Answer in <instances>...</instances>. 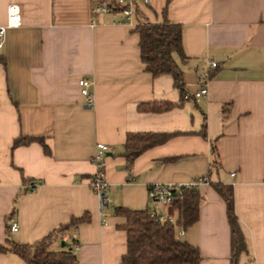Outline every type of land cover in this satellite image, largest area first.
<instances>
[{
    "label": "crops",
    "instance_id": "obj_1",
    "mask_svg": "<svg viewBox=\"0 0 264 264\" xmlns=\"http://www.w3.org/2000/svg\"><path fill=\"white\" fill-rule=\"evenodd\" d=\"M105 1L0 0V25L11 4L22 12L0 50V245L35 244L89 214L65 239L78 264H120L127 235L115 209L146 211L150 185L206 177L199 220L176 237L199 248V264H231L227 205L214 185L233 186L248 245L238 264H264V0H138L135 26L113 9L96 12ZM166 21L183 27L186 59H175L186 93L207 87L208 96L183 102L171 75L145 70L136 27ZM81 78L93 83L91 106ZM166 102L177 106L141 109ZM130 134L171 137L129 162ZM18 138H41L50 154L39 142L13 148ZM97 144L109 147L104 211L91 188ZM0 264L26 263L5 253Z\"/></svg>",
    "mask_w": 264,
    "mask_h": 264
},
{
    "label": "trees",
    "instance_id": "obj_2",
    "mask_svg": "<svg viewBox=\"0 0 264 264\" xmlns=\"http://www.w3.org/2000/svg\"><path fill=\"white\" fill-rule=\"evenodd\" d=\"M170 1V0H168ZM107 6L114 11L121 12L123 7L117 0H106ZM140 36V56L147 72L154 77L171 75L175 86L182 93L185 102L183 71L176 62L175 55L186 59L183 51V27L179 24L164 22L140 23L136 27ZM173 103L147 105L141 109L148 111L170 110L176 107ZM227 119V115H225ZM205 135V131H203ZM170 134H130L126 142V155L129 162L147 149L164 144L170 139ZM39 142L50 154L49 148L41 138H18L13 148ZM216 153V150H214ZM218 158V154L216 153ZM215 190L227 205V214L231 227V264H238L243 253L248 252L246 238L239 225L235 212L233 186L215 184ZM199 189L184 192L180 199L174 201L169 209L170 214L176 217V223H156L150 216V211H133L124 207L115 209L117 217L122 219L119 228L127 235V253L123 264H199L202 260L199 248L187 241L176 237L179 228L188 229L199 220L201 202ZM89 214L81 218H73L67 225L55 229L42 241L35 244H20L7 240L0 245V254L12 253L20 257L26 264H78L76 254L70 248L66 237L69 232L77 230L80 225L90 222ZM66 242V246L56 250L55 246Z\"/></svg>",
    "mask_w": 264,
    "mask_h": 264
},
{
    "label": "built area",
    "instance_id": "obj_3",
    "mask_svg": "<svg viewBox=\"0 0 264 264\" xmlns=\"http://www.w3.org/2000/svg\"><path fill=\"white\" fill-rule=\"evenodd\" d=\"M138 0H117V4L123 7L121 13L125 18V23L131 26H135V11L134 6ZM145 5H149L152 0H139ZM112 8L108 6H98L96 12L108 13ZM22 25V12L20 7L13 3L8 7L7 22L5 25H0V50L3 48L5 37L9 29L18 28ZM212 68L218 67L217 63H211ZM79 86L81 88L82 95L88 98V105L91 106L94 102L93 93L91 88L93 86L92 81L86 78L79 80ZM209 94L207 87H203L201 90L185 95V100H198L201 97H206ZM96 152L93 156V163L97 167V172L91 180V188L99 199L101 211H104L107 207L112 204L111 199L106 193L107 183L105 180V169H106V155L109 151V147L105 144H97ZM234 177L235 174H232ZM209 179L206 177L195 179L194 181L186 184L179 183H154L148 187V198L151 204L150 216L156 223H176V217L172 214H162L159 212V206H164L170 209L175 200L180 199L184 192L194 189H199L201 185L208 184ZM39 183L32 182L29 185V190L37 192ZM11 231L17 232L19 225L16 219L11 222ZM184 235V229L180 228L178 237ZM120 264H123L122 262Z\"/></svg>",
    "mask_w": 264,
    "mask_h": 264
},
{
    "label": "water",
    "instance_id": "obj_4",
    "mask_svg": "<svg viewBox=\"0 0 264 264\" xmlns=\"http://www.w3.org/2000/svg\"><path fill=\"white\" fill-rule=\"evenodd\" d=\"M61 246L62 247H65L66 246V242L65 241H62Z\"/></svg>",
    "mask_w": 264,
    "mask_h": 264
}]
</instances>
